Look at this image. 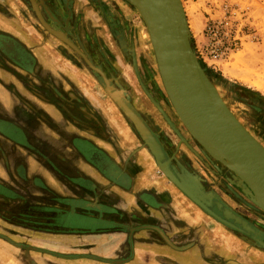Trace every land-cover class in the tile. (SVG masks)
<instances>
[{"label":"rangeland","instance_id":"1","mask_svg":"<svg viewBox=\"0 0 264 264\" xmlns=\"http://www.w3.org/2000/svg\"><path fill=\"white\" fill-rule=\"evenodd\" d=\"M35 1L44 20L55 30L64 33L93 64L100 66L116 90L147 118L148 126L153 122V126L156 125L162 134H173L166 125V116L156 105L161 107L155 92H161L163 96L166 94L146 26L128 0ZM181 1L190 20L191 44L201 64L214 74H222L264 96V0ZM11 46L25 53L29 59L26 61L19 57L10 50ZM215 53L218 55L215 56ZM209 77L230 109L264 144V115L255 109L264 99L240 100L217 77ZM39 100H49L51 105L63 112L58 101L63 105L66 101L68 134L75 130L76 121H83L81 114L90 118L92 115L96 117V112L97 118L88 120L86 129L93 132L97 142L105 144L108 134H120L126 129L124 125L140 134L133 121L108 93L101 75L90 67L77 50L42 24L30 0H0V181L6 177L5 182L12 184L17 193L7 197L0 192V264H264V247L252 237L216 220L191 200L192 203H189L187 196L177 186L176 190L186 196L178 192L184 202L179 203V212L187 210L190 217L194 215L195 220L192 227L184 220L179 221L177 232L171 234L180 238L175 241L173 238L172 243L188 246L184 250L174 249L164 238L166 235L162 236L157 230L148 239L144 238L147 234L136 233L130 242L129 230L124 221L112 225L114 222L100 217L110 223L111 228H99L98 233L115 235L92 237L87 235L89 230H85L88 229L87 223L83 225L82 234L73 233L76 227L68 222L74 219L72 213L55 208L49 210V220L47 213L42 214V210L25 208L28 190L24 186L20 192L17 191L19 189L14 184L18 182L11 177L10 167L13 164L12 157L15 160L25 157L17 154L18 141L24 143L25 147L33 145V142L37 144L38 140L32 139L27 130L21 131L18 136L12 134L11 121L14 123L18 114L24 129L34 126V114L43 109ZM82 100L85 102L83 105ZM168 102L166 112L169 115L161 107L162 110L169 119L172 118L180 134H190L169 99ZM55 131L56 134L41 136L51 135L54 145L62 135L57 134V123ZM144 147L149 149L145 142ZM69 152L67 149L68 155ZM62 155L65 154L58 149L44 150L35 157L40 161L35 169L50 179L57 192L72 195L75 190L71 185H66L68 180L64 177L65 171L69 172L70 169L68 164L64 166L63 161L66 160ZM69 156L74 159V156ZM206 156H200L199 161H205L208 158ZM192 165L190 167L205 179L208 187L215 189L227 206L252 223L257 231L255 235L264 242V211L257 202L222 180L215 181L209 177V180H214L209 181L205 167L198 169V165ZM61 166L67 169L61 170ZM158 174L165 176L163 171ZM226 189L231 190L236 198L231 197ZM50 193L56 195L53 198L55 201H60L55 192ZM139 215L140 220H144L146 214L139 212ZM87 217L84 216L82 220L88 221ZM139 224L141 222L137 223V228ZM184 230H189L190 234L192 230L193 239H188ZM118 241L122 242L120 246L102 255L104 245ZM58 244L67 249L59 251L56 249Z\"/></svg>","mask_w":264,"mask_h":264},{"label":"crops","instance_id":"2","mask_svg":"<svg viewBox=\"0 0 264 264\" xmlns=\"http://www.w3.org/2000/svg\"><path fill=\"white\" fill-rule=\"evenodd\" d=\"M187 20L189 23L190 20ZM155 95H158L157 101L166 112V109L169 108L168 99L165 95L163 96L161 92L160 94H157L156 91ZM39 101L43 109L42 111L38 110L34 114V126L31 128L30 126H27L24 129L21 126L23 121L18 118V114L16 115L17 121L13 120L14 123L16 122V125L11 121L12 134H17L18 136L22 133L21 131L27 130V134L30 135L32 139L38 140L36 141L37 144L33 142V145H26L25 147H23L24 143L18 141L16 145L17 154H23L25 157L23 158L21 156L20 159L18 157L16 160L12 157L13 164L12 167H10L11 177L18 182L16 185L14 184L15 188L19 189L17 191L20 192V188H23L24 186L28 190V205L40 206L42 208V214L47 213V215L51 214L48 210L58 208L61 212L72 213L74 217L81 219L87 215V218L90 219L104 217L114 222L112 225L116 222L124 221L127 225L126 229L129 230L128 240L130 242H132L131 239L134 240L136 233L139 234L143 232L147 234L144 238L148 239L152 232L156 233L157 230L162 236H164V234L166 235L164 238L167 239L168 243L174 249L184 250L188 247L178 246L172 243L171 240L173 238L174 241L180 240V238H175V235L171 234L177 232L180 225L179 221L184 220L192 227L195 222L194 215L191 214L190 217L187 210L182 213L179 212V203H184L181 198H179V195L182 192L176 190L175 185L167 180L168 178H165V176L162 177L158 174L159 171H162L161 167L156 158L151 154L150 150L144 147L143 138L138 132L135 133L129 128V126L126 125V127L124 125L123 128L126 129L120 131V134H108L109 137H106L105 139L106 143L102 144L100 141L99 143L94 139L93 132L86 129L89 125L87 121L96 119L98 116L97 112L95 114L96 117H94L91 112V119L88 118L87 115L81 114V119L83 121H76L74 124L75 130L68 134V120L66 114V106L68 105L66 101H64V105L58 101L59 106L64 109V112L60 108L57 109L55 105H51L49 100ZM83 102L84 101L82 100L81 105H83ZM73 105L75 106L78 104ZM131 106L148 125L147 118L141 115L132 104ZM69 107H71V105H69ZM87 107L92 106H89L88 104ZM255 109L264 115V108H259L258 104ZM56 111H58V114ZM166 113L169 115V112ZM166 118L168 120L166 125L169 126L173 134H162V132L156 129V125H154L155 127L153 126V122L151 124L149 123V127L153 129V132L162 144L166 154L171 157L173 167L179 166L183 171L182 166H186L187 168H185L188 172H194L196 170L190 167L191 163H193L192 166L198 165V169H200V167L204 168V165L206 164L211 166V163L216 162L217 159H221L224 162L222 158H215L213 155L209 154L190 134H180L179 131H177L173 120H171L172 118ZM56 123L58 124L57 134L62 135L59 136L60 141L53 145V138L51 135L41 136V134H56ZM125 131L127 134H125ZM31 134H35L36 136H32ZM46 148L49 150H53V148L58 149L61 153L65 154L62 155L63 159L66 160L63 161V163L65 164L64 166H67L68 164V169H70V171L68 172V170H66L64 177L68 180L66 185H71L75 190V194H60L55 188H53L54 185L50 182V179L47 176L43 177L36 171L35 166L40 165V161L35 157L44 150L48 152L49 150ZM67 149L70 151L69 155L74 156V159L66 153ZM205 154L208 158H206L205 161H199L198 156H203ZM225 166L228 167L226 164L224 167ZM228 168L230 169V167ZM60 169L64 171L67 167L61 166ZM43 170H45L44 167ZM47 171L49 172L48 168ZM207 174L209 180L210 174L208 172ZM229 179L236 181V178L233 175L232 177H228V182ZM5 181L6 177L0 181V185L5 186L8 183ZM60 181L59 183H61ZM64 181L66 182V180ZM229 183L231 185L232 182ZM8 184L14 191L15 189L12 184ZM242 185L243 184L240 186L242 187ZM197 186H200L199 182ZM50 192H55L59 196L60 201H55L53 198L56 195L54 196ZM202 192H204L203 197L208 199V204L212 203L214 198H220L217 192L212 188H209L208 190L204 189ZM186 199L189 200V203L191 202L189 198L186 197ZM147 211L150 213L148 214ZM199 211L201 212V210ZM84 212H89V214L87 213L84 215ZM139 212H143L147 216H145L142 221L140 220L141 215H139ZM196 216L203 219L199 214H196ZM140 222L141 224H139V228H137V223ZM86 227L88 229L85 230H89L87 235L92 237L112 234L103 232L98 233L99 228L91 229L89 226ZM182 227H184V223ZM185 229H187V227ZM83 230V226H79L76 228V231H73V233L82 234ZM190 231L191 234L189 233V230H184L188 239H193L194 232L192 230ZM120 243L122 242H108L103 247L102 255H107L109 252L115 250ZM56 247L59 251H65V249H67L61 244L56 245Z\"/></svg>","mask_w":264,"mask_h":264},{"label":"water","instance_id":"3","mask_svg":"<svg viewBox=\"0 0 264 264\" xmlns=\"http://www.w3.org/2000/svg\"><path fill=\"white\" fill-rule=\"evenodd\" d=\"M42 24L58 38L77 50L90 67L101 75L108 93L136 125L145 145L149 147L165 176L193 203L221 223L252 237L259 245L264 242L250 224L241 227L213 209L205 197L197 195L181 178L162 144L118 92L100 66L93 62L64 34L52 28L43 18L37 2L30 0ZM139 12L148 32L156 66L165 94L175 113L190 135L215 158H222L236 178L244 185V193L252 197L264 211V144L258 140L227 105L216 85L206 73L191 44L187 15L181 0H128ZM159 110L167 117L162 108ZM192 182L198 181L183 167ZM229 182H233L229 179ZM243 217L238 221L242 224ZM247 223V222H246Z\"/></svg>","mask_w":264,"mask_h":264},{"label":"trees","instance_id":"4","mask_svg":"<svg viewBox=\"0 0 264 264\" xmlns=\"http://www.w3.org/2000/svg\"><path fill=\"white\" fill-rule=\"evenodd\" d=\"M25 56H27V55H25ZM27 59H29L28 56H27ZM206 73L208 74V76L217 77V79L221 81L223 86L227 90H229L230 92L234 93V95L240 100L251 101L253 99L255 100V98L256 99H259V98L264 99V96H263V94H261V92L254 90V89H251L247 86H244L238 82L231 81V80L223 77L222 74H219V73L214 74L209 69H206ZM257 97H259V98H257ZM263 103L264 102H260L258 107L264 108ZM0 188H1L0 192L7 197L17 194L15 191L12 190L11 186L8 184H6L5 186L0 185ZM27 201L28 200L26 199V201H24V203L27 204ZM25 208H27L28 210H31V211H37V209H40V211L42 210V208L40 206H31L28 204H27V207H25ZM53 210H56V209H53ZM47 216H48V219L51 220V216L50 215H47ZM82 219L74 217L73 220H69L68 222L72 223L74 225V227H76V228L79 226L82 227L83 225H85V223H87L86 225H88V226L91 225V226H89L91 229L100 228V230H102V229H106V228L111 227L110 223L103 220L102 218H98V219H90L89 218L88 221H85ZM96 226H98V227H96Z\"/></svg>","mask_w":264,"mask_h":264},{"label":"flooded vegetation","instance_id":"5","mask_svg":"<svg viewBox=\"0 0 264 264\" xmlns=\"http://www.w3.org/2000/svg\"><path fill=\"white\" fill-rule=\"evenodd\" d=\"M198 157H200V156H198ZM202 157V156H201ZM206 160V159H205ZM202 161V160H201ZM203 164H205V163H203ZM224 165H225V162H222L220 159H217V161L216 162H213V163H211V166H208L207 164L206 165H204V167L208 170V173L210 174L209 175V177L210 178H212V179H214L215 181L216 180H222L225 184H227V185H230V184H228L229 182H228V177H232V173H231V169H229L228 167H224ZM172 166H173V164H172ZM175 167V166H174ZM174 170H176V173L181 177V178H183L185 181H186V183L188 184V187H190L193 191H195L196 192V194L197 195H199V196H202L203 197V194H204V192H202V190H204V189H209V188H211V187H208V185H207V182H205V179L203 178V177H201V176H199V175H197V173L194 171H190L189 173L191 174V175H193L194 176V178L199 182V184H200V186H197V184H195L194 182H192L191 181V179L179 168V166H177V167H175L174 168ZM213 176V177H212ZM214 180H212V181H214ZM235 182L236 181H233L232 183H231V185H230V187L231 186H234V187H236L240 192H244L243 190H244V186L242 185V187L240 186V187H238V186H236V184H235ZM213 189V188H212ZM214 191H215V189H213ZM226 191L227 192H232L231 190H229V189H226ZM231 197H233V198H236L235 196H233V194L231 193ZM245 196H247L246 194H244ZM250 198V197H249ZM215 199H217V197L216 198H214V200H213V202L212 203H210L209 205L214 209V207L216 208L215 210L216 211H218L219 209V206L216 204V200ZM252 199V198H251ZM217 200H219L220 202H222L226 207H228L229 209H231L232 211H234V209L232 208V207H229V206H227L226 204H225V200H223V199H221V198H219V199H217ZM207 201V200H206ZM243 201V200H242ZM244 202H245V200H244ZM243 204H245V203H243ZM245 206H248L247 204H245ZM222 210L220 209V213H223V212H221ZM235 213H237L238 215H240L241 217H243L244 219H246L247 220V218H245L244 217V215H242L241 213H239V212H236V211H234ZM248 221V220H247ZM252 224V223H251ZM257 232V231H256Z\"/></svg>","mask_w":264,"mask_h":264},{"label":"bare ground","instance_id":"6","mask_svg":"<svg viewBox=\"0 0 264 264\" xmlns=\"http://www.w3.org/2000/svg\"><path fill=\"white\" fill-rule=\"evenodd\" d=\"M10 50L13 51V52H15L19 57L23 58L24 60H27V56L24 55L25 53H23L22 51H20L18 48H15L14 46H11L10 47ZM215 200H216L217 204L219 205L220 209L222 210L221 212H223V213H221V215H222L223 218H227L229 221H231L234 224H236L238 226H241V227H245V225H247V227L249 226V224H248V223H250L249 221H247L246 219L243 218L244 220H242V224H241L238 221V218L241 217L240 215H238L237 213H235L234 211H232L231 209H229L228 207H226L219 200H217V199H215Z\"/></svg>","mask_w":264,"mask_h":264},{"label":"built area","instance_id":"7","mask_svg":"<svg viewBox=\"0 0 264 264\" xmlns=\"http://www.w3.org/2000/svg\"><path fill=\"white\" fill-rule=\"evenodd\" d=\"M218 55V53H215V56H217Z\"/></svg>","mask_w":264,"mask_h":264}]
</instances>
